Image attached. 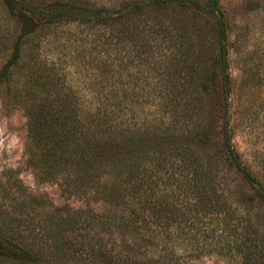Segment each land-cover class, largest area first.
Instances as JSON below:
<instances>
[{
	"label": "trees",
	"instance_id": "trees-1",
	"mask_svg": "<svg viewBox=\"0 0 264 264\" xmlns=\"http://www.w3.org/2000/svg\"><path fill=\"white\" fill-rule=\"evenodd\" d=\"M5 1L10 15L22 22L25 36L60 24L109 26L116 21L115 16L122 20L141 13L148 6L170 8L171 18L178 24L176 44L180 59L179 64L168 68L169 75L158 92L159 98L164 99L162 106L166 113L157 116V122L142 123L128 119V94H123L124 101L118 104L113 103L110 94L94 93L91 98L89 95L82 98L74 92L54 95L50 90L55 87L51 85L66 81L58 77L56 68L47 66L49 71L36 83L39 88L43 86L46 94L47 91L51 94L45 96L30 115L28 127V150L43 147L38 156L30 151L38 176L48 182L60 181L71 195H87L105 179L112 180L118 204L131 205L132 209L129 215L89 214L86 219L53 212L44 221L45 229L37 221V232V227H31L32 218H23L16 209L5 207L3 202L11 195L10 191L18 189L13 183L4 184L0 180V264H180L181 258L173 251H165L157 258L142 259L114 253L104 242L85 246V241L76 240L96 224L106 228L113 222L133 233L149 229L152 224L161 226L168 231V237L173 233L172 228L177 229L175 224L180 229L186 222L191 223L190 228L195 232L202 230L208 234L210 228L211 233L222 240L229 235L241 236L245 239L250 264H264V233L251 218L237 214L223 199L215 160L203 154L212 138L205 123L204 93L216 91L219 76L224 83L223 94L228 91L225 84L229 35L220 0H131L117 12L92 7L80 0H53L38 6L28 0ZM186 15L190 16L192 26L200 17L194 27L196 35L190 36L181 25V17ZM208 17L214 20L217 44V52L209 55V61L203 36L209 25ZM202 21L208 25L203 27ZM25 51L30 61L38 60L34 48L25 49L18 42L12 60L0 69V87L12 90L10 83L23 65L20 62ZM209 63V67H213L211 76L207 75ZM22 88L18 86L14 91L19 98ZM154 90L153 99L157 94L156 88ZM224 149L229 165L241 173L254 197L264 204L263 184L243 163L227 137ZM168 197L174 201L169 202ZM200 251L206 252L204 248Z\"/></svg>",
	"mask_w": 264,
	"mask_h": 264
},
{
	"label": "rangeland",
	"instance_id": "rangeland-1",
	"mask_svg": "<svg viewBox=\"0 0 264 264\" xmlns=\"http://www.w3.org/2000/svg\"><path fill=\"white\" fill-rule=\"evenodd\" d=\"M28 1L38 6L53 0ZM80 1L117 12L131 0ZM219 5L229 35V68L225 84L229 92L223 94L224 83L219 76L216 91L204 93L205 123L212 138L203 154L215 160L219 193L223 199L237 210V214L251 218L264 233V204L254 197L252 188L241 173L229 165L224 149L227 137L243 163L264 186V0H220ZM171 14L170 8L148 6L141 13L122 20L115 16L116 21L109 26L60 24L25 36L22 22L11 16L6 1L0 0V69L12 60L18 42L25 49L34 48L39 56L36 62H32L27 56L28 51L23 52L20 62L23 65L10 83L13 91L0 87V180L4 184L13 183L19 190L14 188L10 191L11 195L3 203L9 210L16 209L23 218H32L31 227H37V232V221L45 229L44 221L53 212L62 216H82L83 219L89 214L102 217L130 214L131 205L118 204L112 180L105 179L87 195H71L60 181L48 182L40 178L30 160V153L38 156L43 147L35 146L32 151L28 150L29 118L48 94L74 92L82 98L85 95L94 97V93L102 96L110 94L114 104L122 103L123 94H128V119L134 118L139 123L159 121L157 116L166 113V110L162 106L164 99L159 98L158 92L160 87H164L168 68L179 64L180 59L176 44L178 24H174ZM181 21L190 36L197 34L194 27L199 24L200 17L193 26L189 15L181 17ZM207 21L209 25L202 21V26L208 25L203 36L209 61V55L217 52V44L214 20L208 17ZM210 64L207 67L208 76L213 70ZM47 66L56 68L58 77L66 82L52 84L55 88L46 94L43 86L39 88L36 81L49 71ZM18 86L23 87L20 98L14 94ZM154 88L157 94L153 99ZM165 120L169 122L167 115ZM168 201L173 202L174 199L168 197ZM178 203L181 205V202ZM190 225L189 222L182 223L178 229L175 224L177 229L172 228L173 233L168 237V231L153 224L138 233L129 232L116 222L106 228L96 224L76 240L79 243L85 241V246L104 242L114 253L142 259L157 258L165 251H173L181 258L180 264H250L243 237L229 235L225 239L222 235L225 239L222 240L213 235L208 227L206 234L202 230L195 232ZM203 248L205 253L200 251Z\"/></svg>",
	"mask_w": 264,
	"mask_h": 264
}]
</instances>
